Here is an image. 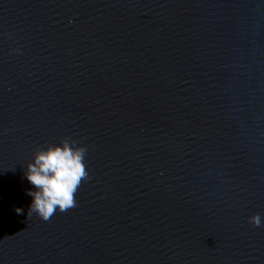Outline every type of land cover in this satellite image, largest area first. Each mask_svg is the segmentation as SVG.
Segmentation results:
<instances>
[{
    "label": "water",
    "instance_id": "obj_1",
    "mask_svg": "<svg viewBox=\"0 0 264 264\" xmlns=\"http://www.w3.org/2000/svg\"><path fill=\"white\" fill-rule=\"evenodd\" d=\"M64 139L88 179L29 218ZM0 264H264V0H0Z\"/></svg>",
    "mask_w": 264,
    "mask_h": 264
},
{
    "label": "clouds",
    "instance_id": "obj_2",
    "mask_svg": "<svg viewBox=\"0 0 264 264\" xmlns=\"http://www.w3.org/2000/svg\"><path fill=\"white\" fill-rule=\"evenodd\" d=\"M87 152V146L69 139L35 151L24 172L34 186L26 191L32 197L27 213L29 218L36 214L47 221L57 207L63 212L76 206L74 194L82 178L88 179L84 163ZM15 211L21 214L23 209L16 207ZM252 222L260 226L259 214L252 217Z\"/></svg>",
    "mask_w": 264,
    "mask_h": 264
},
{
    "label": "snow or ice",
    "instance_id": "obj_3",
    "mask_svg": "<svg viewBox=\"0 0 264 264\" xmlns=\"http://www.w3.org/2000/svg\"><path fill=\"white\" fill-rule=\"evenodd\" d=\"M75 207V206H74Z\"/></svg>",
    "mask_w": 264,
    "mask_h": 264
}]
</instances>
